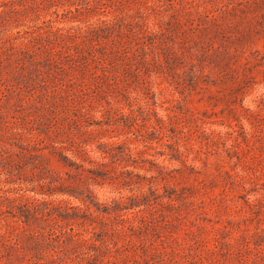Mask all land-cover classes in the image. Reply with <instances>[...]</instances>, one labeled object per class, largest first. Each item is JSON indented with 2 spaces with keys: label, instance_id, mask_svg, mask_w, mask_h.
Returning a JSON list of instances; mask_svg holds the SVG:
<instances>
[{
  "label": "rangeland",
  "instance_id": "1",
  "mask_svg": "<svg viewBox=\"0 0 264 264\" xmlns=\"http://www.w3.org/2000/svg\"><path fill=\"white\" fill-rule=\"evenodd\" d=\"M0 264H264V0H0Z\"/></svg>",
  "mask_w": 264,
  "mask_h": 264
}]
</instances>
